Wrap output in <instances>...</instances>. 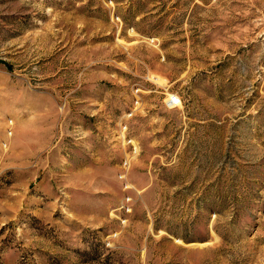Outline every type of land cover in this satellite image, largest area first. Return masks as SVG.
<instances>
[{
    "label": "rangeland",
    "instance_id": "374dc122",
    "mask_svg": "<svg viewBox=\"0 0 264 264\" xmlns=\"http://www.w3.org/2000/svg\"><path fill=\"white\" fill-rule=\"evenodd\" d=\"M0 264H264V0H0Z\"/></svg>",
    "mask_w": 264,
    "mask_h": 264
},
{
    "label": "built area",
    "instance_id": "2783aa9c",
    "mask_svg": "<svg viewBox=\"0 0 264 264\" xmlns=\"http://www.w3.org/2000/svg\"><path fill=\"white\" fill-rule=\"evenodd\" d=\"M180 104H182V100L179 95H172V97L169 100L170 107H178Z\"/></svg>",
    "mask_w": 264,
    "mask_h": 264
},
{
    "label": "bare ground",
    "instance_id": "6f19581e",
    "mask_svg": "<svg viewBox=\"0 0 264 264\" xmlns=\"http://www.w3.org/2000/svg\"><path fill=\"white\" fill-rule=\"evenodd\" d=\"M156 76V75H155ZM159 85H164L165 81L161 77H154L153 78ZM153 81V80H152ZM157 84V85H158ZM170 96V95H169ZM172 97V96H171ZM182 106V104L179 105V107ZM173 108V107H172Z\"/></svg>",
    "mask_w": 264,
    "mask_h": 264
}]
</instances>
